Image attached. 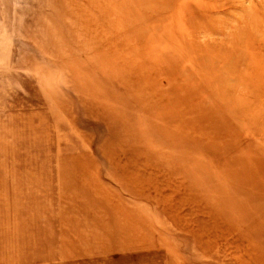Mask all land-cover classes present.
<instances>
[{"label":"rangeland","instance_id":"rangeland-1","mask_svg":"<svg viewBox=\"0 0 264 264\" xmlns=\"http://www.w3.org/2000/svg\"><path fill=\"white\" fill-rule=\"evenodd\" d=\"M119 193L144 197L162 256L91 239L118 228L98 214ZM263 203L264 0H0V264H234ZM259 227L244 261L264 258Z\"/></svg>","mask_w":264,"mask_h":264},{"label":"crops","instance_id":"crops-1","mask_svg":"<svg viewBox=\"0 0 264 264\" xmlns=\"http://www.w3.org/2000/svg\"><path fill=\"white\" fill-rule=\"evenodd\" d=\"M35 72L38 73V79H37L39 81L38 84L42 85L43 87L42 89L44 91L63 89L62 83L59 81V79L62 78V67L58 68L54 66H49L45 69L43 65H40L36 69ZM44 74L48 76H44ZM52 74L55 75L54 76L55 80L46 81L47 79H51L50 77L52 76ZM56 94L57 93L55 92L54 95ZM69 98L70 97H67L68 100ZM81 121L84 122L83 119ZM63 151L64 149L61 147V145H58V148L57 147L55 148L54 153L59 155L63 153ZM95 151H97L96 148L94 146L89 145V146L82 147L78 149L77 151L69 153V154L76 153V154L89 155V154L95 153ZM104 163L105 165L107 164L106 162ZM94 164L96 165L97 163H94ZM49 165L51 166V169L53 170V174H52L53 177L50 175L48 178H50L51 180L52 179L57 180L61 176V173L62 175H64V172H63L64 164L61 167V163L56 161L53 163L49 162ZM105 165L104 164L103 166L100 164L98 165V168L100 170L102 169L104 173H105V169H104ZM47 167H48V162H44L42 163L40 168L46 170ZM75 169H83V168H81V164H79V167H75ZM71 170H73V168H71ZM104 173H102V176L105 178V179L103 178V181L105 182L106 180V183L109 184L110 181L106 178ZM127 203L134 204L135 206H138L140 209L138 216L135 217L133 220L130 219V217L126 215ZM143 206H144V197L142 196L138 197V196H131V195L119 193V194L113 195V197L109 199H106L105 203H103V205L101 206V211L98 214V216L103 219V224H105L106 223L105 219H107L109 222L111 214L114 213L115 215L119 216V218L111 219L110 222L106 224V226L111 225L113 220H115V224L118 225V228L116 230L110 229L107 232L101 233L99 237L94 236L91 239L98 241L99 246L102 244V241L104 239L108 240V243H109L107 247L108 249L118 248L122 250L123 249L142 250L144 248H151V249L156 248V251H159V253H157V256L159 257L162 256L163 254L162 252H164L165 249L169 247L168 246L161 247L160 249V247H158L159 245L156 244L155 237L158 234V232H156V227H153L152 225L156 224L157 226L158 222L155 220V217H153L152 212H150L149 215L148 213L144 214ZM101 212H104L103 215L101 214ZM86 224L87 222L85 219L80 223V227H83ZM94 224H96L95 221H94ZM185 225H186L185 226L186 230L183 233L184 239L185 240L187 239L189 243L191 241H193L194 243H198V246L197 247L195 246L194 248L200 249L201 239H202V243H204V235H205L203 234V232L205 233L203 227H202L203 235H201L200 233L201 232V221L199 220V221L194 222V220H187V224ZM256 225H260L257 232H260L262 230V226L264 230V205L253 216H251L247 221H245L242 227H240L241 225L239 226L240 229L232 236L230 242L227 244L228 247L226 248L231 254L234 264H264V258L260 260L261 263H254L253 259L244 261L243 260L244 256L249 258V256H246L248 249L244 247V244H243V248H241L240 243H239V240H242V242H245L244 237L247 241H249V239L250 241H252V237L256 233ZM195 226H198L199 233L196 232V229H194L193 231H189L191 228ZM143 235L146 236L145 239H143ZM77 240L80 243L79 249L86 250V251L92 249L90 240L85 238L84 233L80 230L79 232H77ZM111 240L114 242L121 240L122 245L112 246ZM246 245L248 246V243H246ZM140 255L141 254H139L138 256Z\"/></svg>","mask_w":264,"mask_h":264}]
</instances>
